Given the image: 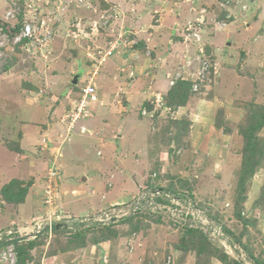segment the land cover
<instances>
[{
  "label": "rangeland",
  "instance_id": "obj_1",
  "mask_svg": "<svg viewBox=\"0 0 264 264\" xmlns=\"http://www.w3.org/2000/svg\"><path fill=\"white\" fill-rule=\"evenodd\" d=\"M258 2L0 0V264H264Z\"/></svg>",
  "mask_w": 264,
  "mask_h": 264
},
{
  "label": "clouds",
  "instance_id": "obj_2",
  "mask_svg": "<svg viewBox=\"0 0 264 264\" xmlns=\"http://www.w3.org/2000/svg\"><path fill=\"white\" fill-rule=\"evenodd\" d=\"M13 14H14V12H10V13L8 12V13H6L5 14V21L8 22L9 21V18H11L13 16ZM24 26H23V28H24ZM3 27H5V26H3ZM3 27L0 29V31L3 30ZM23 28H21V30H20V28H18V24H15V25H12V26H8V28H6L10 32H12V33H18V31L20 30L21 39L14 41V43H17L19 41H22L25 37H28V36H23L22 35ZM20 35H18V36H20ZM32 35L33 36L35 35V30L33 31ZM32 37H29V38H32ZM3 39H5V38H3ZM14 39H16V38H13V40Z\"/></svg>",
  "mask_w": 264,
  "mask_h": 264
},
{
  "label": "built area",
  "instance_id": "obj_3",
  "mask_svg": "<svg viewBox=\"0 0 264 264\" xmlns=\"http://www.w3.org/2000/svg\"><path fill=\"white\" fill-rule=\"evenodd\" d=\"M33 31H34V29L32 30L31 25H30V24H26V25L24 26L23 31H22V35H23V36H29V37H32V36H33V35H32ZM16 39H17V40H20V39H21V36H19V37L16 38ZM89 90L91 91V93L94 91L92 88H88V89L85 90V93L87 94L88 92H90Z\"/></svg>",
  "mask_w": 264,
  "mask_h": 264
},
{
  "label": "crops",
  "instance_id": "obj_4",
  "mask_svg": "<svg viewBox=\"0 0 264 264\" xmlns=\"http://www.w3.org/2000/svg\"><path fill=\"white\" fill-rule=\"evenodd\" d=\"M257 4H259L260 6H258ZM256 5H255V8L258 10L257 11H260L261 13V17L264 18V3L263 2H258ZM260 7V8H259ZM254 9V11L256 10Z\"/></svg>",
  "mask_w": 264,
  "mask_h": 264
},
{
  "label": "water",
  "instance_id": "obj_5",
  "mask_svg": "<svg viewBox=\"0 0 264 264\" xmlns=\"http://www.w3.org/2000/svg\"><path fill=\"white\" fill-rule=\"evenodd\" d=\"M74 83H75V84H77V83H78V82H77V79H76V80H74Z\"/></svg>",
  "mask_w": 264,
  "mask_h": 264
}]
</instances>
